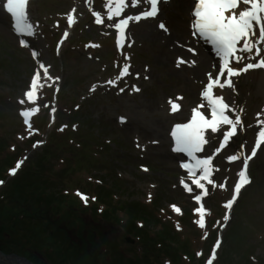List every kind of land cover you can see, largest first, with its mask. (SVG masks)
<instances>
[{"label": "rangeland", "instance_id": "374dc122", "mask_svg": "<svg viewBox=\"0 0 264 264\" xmlns=\"http://www.w3.org/2000/svg\"><path fill=\"white\" fill-rule=\"evenodd\" d=\"M3 2L0 0V264H71L55 254L61 249L54 253L57 236L67 243L64 248L76 258L75 264H114L125 256L134 258V251L141 252L139 237L123 228L128 215L121 207L136 218V227L162 230L170 244L185 246L193 254V264H208L210 259L217 264L229 244L226 264H264V145L250 163V183L230 212L224 206L239 179V164L256 137L257 114L264 120V71L234 76L230 93L215 88L234 110L227 113L229 117L235 120L239 114L241 123L236 126V136L219 152L216 149L227 125L218 133H209L205 153L213 158L209 176L214 183L202 181L207 195L201 201L206 210L205 227L201 228L194 211L199 206L184 187L191 188V184L179 185L186 176L180 173L176 159L161 154L166 139L154 132L151 113L159 108L169 133L173 123L187 119V111L171 118H163L161 112L172 111L173 102L183 103L189 87L194 98L183 109L197 108V92L206 80L185 82L171 59V72L176 75L169 73L161 45H168L179 64L197 54L211 60L190 39V21L188 28L185 18L193 0H165L159 14L149 20L158 27L163 23L165 34L176 38L172 43L167 38L161 44L151 42L150 35L146 41L138 34L145 24L134 22L128 29L127 45L121 49L116 46L113 28L118 18L107 19L108 0H31L29 23L40 53L11 30ZM145 7L143 4L138 13ZM93 12L100 14L101 24L95 22ZM128 15L124 11L121 17ZM68 16L76 19L72 26L66 23ZM134 36L137 42L132 41ZM57 41L62 42L58 51ZM215 60L213 71L218 64ZM125 65L130 77L124 79V86L109 91L105 84L117 78ZM37 73L39 87L29 102L25 93L30 90L29 79ZM201 73L206 78L209 68H202ZM31 109L36 111L25 124L20 113ZM233 155L240 159L230 160ZM18 163L15 174H10ZM31 166L36 169L25 180L34 183L36 194L44 191L49 195L46 210L31 211L29 195L23 198L8 190L14 178L23 176ZM40 176L49 186L37 182ZM30 216L40 220L24 223L36 238L31 243L22 236L24 229L20 231ZM225 216L230 220L227 224ZM152 217L162 223L160 230ZM43 229L46 231L40 233ZM174 232L176 242L172 241ZM126 236L136 241L133 246L125 242ZM160 262L173 264L164 253ZM187 264H191L189 257Z\"/></svg>", "mask_w": 264, "mask_h": 264}, {"label": "snow or ice", "instance_id": "6c2138e0", "mask_svg": "<svg viewBox=\"0 0 264 264\" xmlns=\"http://www.w3.org/2000/svg\"><path fill=\"white\" fill-rule=\"evenodd\" d=\"M29 2L30 0H4L2 3V8L10 14L16 33L20 35L31 33L32 24L29 23L27 12ZM159 2L160 0H143L146 6L145 10L134 16L128 15L123 19H117L114 28L118 34L116 39L118 47H122L120 36L125 34V30L130 21L139 22L142 19L155 18L159 11ZM140 3L141 0H131V7H138ZM128 6V0H108L107 19L111 21L113 18L121 17ZM93 15L96 16L95 22L97 24L103 22L100 14L93 12ZM192 17L191 28L193 35H198L199 38L213 46L215 54L220 61V75H223L225 72L227 73L225 85L231 87V78L239 76L241 73H246L252 69H264V58H260L255 63L249 62L245 64L243 68H234L230 66L232 60L237 64L244 60V56L238 55V53H248L247 59L249 61L260 56V45L264 44V0H195ZM69 22L71 23V17L69 18ZM159 27L161 29L165 28L163 23H161ZM257 29L259 30L258 36ZM253 37H256V39L253 40ZM241 42H243L242 45ZM238 45L240 46L238 47ZM254 49L255 52L253 53ZM33 55H35V53H33ZM41 67H43V65H41ZM127 71V65H125L120 71L119 76H125ZM38 78L39 73L33 76L30 90L25 93L29 102H33L39 87ZM109 83L112 82L110 81ZM218 83L219 77H217L216 80H212L210 76L209 83L202 93L203 98L207 101L211 118L209 119L202 114L201 111L193 109L189 122L176 124L171 130V136L175 144L174 151L185 154L193 161L191 167L188 163H185L183 166L192 177V183L195 187L202 190L200 194L194 196V200L197 203L202 201L203 196L207 195L205 184L201 181H207L209 184L214 183L209 176L212 156H208L207 158L196 156L197 153L203 151L204 145L207 144L205 131L210 130L212 133H216L221 125L230 126L229 130L224 133L219 148L216 149V151L219 152L220 149H223L227 145L231 137L236 134V126L241 123L239 114H235V120L230 118L227 113L229 111L234 112V110H232L228 104L224 103L222 98L212 95L211 90L214 85ZM220 86L223 87L224 85ZM21 103H24V101H21ZM175 110L176 105H173V111ZM34 111H36V109L24 110L20 113V115L24 117L25 124L28 123V118ZM256 127L258 131L256 133L255 147L252 149L251 156L244 159V168L238 173L239 179L235 184L234 194L224 205L226 209L231 208L241 188L249 182L246 175L248 161L252 156H255L257 149L264 144V120L259 119V113L257 114ZM241 149H243V145H241ZM238 159H240L239 155L230 157L232 161ZM19 167L20 164L18 163L16 168L10 171V174L14 175ZM197 171L200 172L199 177L196 176ZM0 183L3 182L0 181ZM184 187L187 191H192L188 185L185 184ZM221 187H223V185H221ZM77 194L81 196V199L87 200L86 196L80 193ZM176 211H179V209H176ZM194 211L199 215V226L204 228L206 210L203 206H200ZM227 219L228 217L225 216V220ZM218 245L219 241H217L216 246L218 247ZM214 255L215 248L213 249V256ZM208 264H212L211 259L208 261Z\"/></svg>", "mask_w": 264, "mask_h": 264}, {"label": "bare ground", "instance_id": "6f19581e", "mask_svg": "<svg viewBox=\"0 0 264 264\" xmlns=\"http://www.w3.org/2000/svg\"><path fill=\"white\" fill-rule=\"evenodd\" d=\"M160 3L161 4H165V0H160L159 4ZM188 3H190V0H188ZM128 4H129V6L125 9V11H128L129 15H133L134 16L136 14H139V13H137V10L143 4V0H141L140 5L138 7H135V8L131 7V0H128ZM188 6H189V4H188ZM184 7L187 8V6H184ZM185 20H186V23L188 25L189 16H187L185 18ZM133 22L138 23V24H145L144 26H141L138 29V34L141 33L140 36H145L146 39H147L146 41L150 40L146 35H150L151 36V42H154V43H157V44L164 43L163 39H165V38H167L166 42L168 44L172 43L171 39H176L172 35L167 36L165 34V32L161 28H159L157 25H154L152 21L142 19L139 22L131 21V23H133ZM129 27H130V23H129L128 27L126 28V31L128 30ZM161 32H163L164 34H162ZM143 34H145V35H143ZM157 38H158L159 42L157 41ZM195 38L197 40L201 41L200 39L197 38V36H195ZM21 39L27 46H29L30 48H33L37 53H40V44L38 43V41L35 39V37L33 35V29H31V33L30 34H26ZM132 41L133 42H137V37L135 38V36H134L132 38ZM175 43H178V46L182 44V42H175ZM161 45H162V51H163L162 53L164 54L163 63L165 64L166 67H169V69H170L169 73H173L171 71H174L173 68H172V64L173 63L171 61V60H174L177 63V68L179 69L178 70L179 74H181L183 79H184V81L188 82V83H192L193 84V83H196L197 81L201 80L202 79L201 69L202 68H209L210 70H212L214 68V64L216 63L215 59H213L212 61H210V60L208 61L204 57V54H197V55L191 57L188 60L185 59V61H186L185 63L179 64V61L177 60L176 56L174 57V55H172V52L169 50L168 45H166V43L161 44ZM262 47L264 48V44H262ZM204 48L209 52L210 55H212V56L216 55L215 51H212L211 47L208 44L205 43V47ZM247 56H248V54H247ZM178 57L180 58L181 56H178ZM230 66L235 67V64L233 62H231ZM173 75H176V72H174ZM210 76L212 77V72L211 71H210L208 77H210ZM129 77H130V70L128 69L127 74L125 76H123V77L119 76V77H117L115 79H111L112 83L105 84V86L109 85L108 90L111 91V92H114L116 89L121 88L122 85L124 86V84L126 83V80H124V79L125 78H129ZM226 79H227V75H225V73H224L223 74V79L221 81H219L217 89L219 88L221 91L222 90H227L230 93L232 91L233 79L234 78L233 77L231 78V82H232V86L231 87L225 85V80ZM220 85H224V86L221 87ZM189 90H190V94H189V96L185 97V100L183 101V103L175 102L172 105L169 104L170 107H172V109H173V105H176V110H175L176 112H180L181 114L186 112V110L183 109L184 106L189 103L190 98H194V90H193V88L191 89L189 87ZM213 91L214 90L212 88L211 92L213 93ZM218 97H220V98L225 100V97L223 95H219ZM158 109H159L158 107L155 108V109H152L151 113H152L153 117H155L154 118V120H155L154 123L156 125H155V128H154V132H156L159 135V137H161L163 139H166L167 146L166 147H162L163 150H162L161 154L164 157L169 158V159H178L179 158V153L174 151V148L171 145V136H169V134L167 132V127H166V124H165L164 120H162V118L159 117ZM170 112L171 111H165V112L162 111L161 112V116L163 118L164 117L165 118L166 117L167 118H171L175 114H173L172 112H171L172 113L171 114ZM186 114H189V116H191L192 115V108H188ZM170 115H172V116H170ZM175 124H177V123H174L173 126ZM221 127H222V125L219 127L218 130H221ZM208 133H212V132L210 130H206L205 131V138H207V139H209ZM236 133H237V131H236ZM170 167H174V165L172 164V161H170ZM182 182H184L183 179H180L179 184H182Z\"/></svg>", "mask_w": 264, "mask_h": 264}, {"label": "trees", "instance_id": "16d2710c", "mask_svg": "<svg viewBox=\"0 0 264 264\" xmlns=\"http://www.w3.org/2000/svg\"><path fill=\"white\" fill-rule=\"evenodd\" d=\"M1 119H3V117H1ZM36 167L31 166L30 169H26L25 173L23 174V176H17L14 178V182L12 181L9 186H8V190L11 192H15V193H20L21 196L23 198L29 197L30 200V209L31 211H41V210H46V207L50 206L48 197L49 195L45 194L44 191H42V193L40 194L39 192L36 194V192H34L33 190L36 188L34 183H28L25 180V177L27 175V173H30V170H35ZM40 172V171H37ZM43 174V173H42ZM27 178V177H26ZM40 177H38V181L39 184H44L46 183V181H44V179ZM41 179V181H40ZM45 186H49V185H45ZM41 192V190H40ZM33 193V194H32ZM47 197V198H45ZM121 209L128 215V222L125 223V225H123L124 229L130 230L131 233L135 234L136 237H139L137 240V243L140 245L141 248V252L136 253L134 251V258H127L126 256L122 258L121 261H117L114 264H161L160 262V255L161 253L166 254L172 261L173 264H187L188 263V257L191 260V264H193L192 258H193V254L188 253L187 249L185 248V246H182L180 248L179 245H172V243H169V240L167 239L166 233H164L162 230H160L161 228V224L160 222H157L154 220V217L150 218L151 221L153 223H155L156 225L159 226V230L160 231H156V232H152L150 231V229L148 228V225L145 228H138L136 227V225H134V221L136 218H132L130 217V213L128 211H126L127 209H124V207H121ZM134 214V213H133ZM23 216H25V214L22 213ZM47 217H49V214H46ZM18 220V219H17ZM32 220V221H31ZM35 221H40L37 218H35V216H30L28 219H25L23 221L22 226L20 227V231H22L21 229H24V233L22 236L25 237L26 241L28 242H36V238L35 236H33V234H31V231H29V228L26 227L25 224L27 223H32ZM141 227V226H139ZM164 229V228H162ZM46 231V229L39 231L40 233ZM172 241L176 242L177 240V235L175 234V232L172 235ZM231 237V236H230ZM56 240L58 242V247L54 248V253L56 252L57 249H61L62 251H58L59 253H55L57 254V256H59V258H61V260L63 259H69L71 262V264H75V262L73 260H76V258H72V253L69 252L68 250H66L64 248L65 245H67L66 241H64L66 244L64 245L63 243H61V237L57 236ZM73 245V244H72ZM42 246V245H40ZM133 246V245H131ZM36 249L38 248V245L35 246ZM225 247V246H224ZM183 252H181V250ZM228 249V250H226ZM230 248V244L225 247V250L222 254V256H220V259L218 261L217 264H226V253L229 252ZM36 252L38 253L39 250H36ZM231 252V250H230ZM53 253V254H54ZM67 254V256H66ZM61 255V257H60ZM68 260V261H69ZM66 264V263H65Z\"/></svg>", "mask_w": 264, "mask_h": 264}, {"label": "water", "instance_id": "95a60500", "mask_svg": "<svg viewBox=\"0 0 264 264\" xmlns=\"http://www.w3.org/2000/svg\"><path fill=\"white\" fill-rule=\"evenodd\" d=\"M128 240V239H127ZM131 242V241H130Z\"/></svg>", "mask_w": 264, "mask_h": 264}]
</instances>
